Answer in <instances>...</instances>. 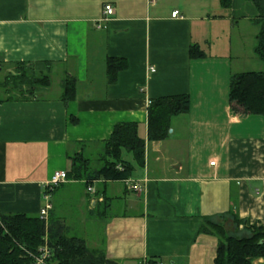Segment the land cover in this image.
Here are the masks:
<instances>
[{
  "label": "crops",
  "instance_id": "1",
  "mask_svg": "<svg viewBox=\"0 0 264 264\" xmlns=\"http://www.w3.org/2000/svg\"><path fill=\"white\" fill-rule=\"evenodd\" d=\"M257 15L248 0L228 9L220 0H0L1 213L40 215L51 176L71 169L69 153L84 149L98 165L115 125L135 121L145 165L126 180L93 183L95 194L85 181L66 180L51 195L48 220L121 264H215L217 238L201 230L207 218L230 223L237 213L264 223V117L237 115L229 102L242 49L233 50L229 29L254 28L256 39ZM110 57L128 63L114 82ZM22 64L49 73L51 86L33 96L29 84L10 90ZM68 76L77 95L64 101ZM180 94L190 96V111L172 118L167 139L149 141L151 101ZM65 192L74 200L67 210Z\"/></svg>",
  "mask_w": 264,
  "mask_h": 264
},
{
  "label": "trees",
  "instance_id": "2",
  "mask_svg": "<svg viewBox=\"0 0 264 264\" xmlns=\"http://www.w3.org/2000/svg\"><path fill=\"white\" fill-rule=\"evenodd\" d=\"M253 3L258 15L252 20L258 28L254 53L264 62V0H248ZM224 8H230L232 0H220ZM192 56L200 54L192 46ZM124 58L110 57L107 60L108 80L114 82L118 73L127 68ZM10 90L19 84H29L35 95L36 86H51L49 73L37 74L33 66L22 64L18 75H10L7 83ZM64 101L77 95V81L68 76L62 82ZM233 113L241 116L264 117V71H246L234 74L229 93ZM190 111L188 94L163 96L153 99L148 107V140L163 141L170 135L172 118ZM98 165L94 157L84 149L69 153L71 169L68 179L85 181L87 187L100 179L126 180L135 165L144 166L146 140L140 136L139 124L135 121L115 125L111 137L101 143ZM132 154L133 161L126 160L124 153ZM59 186V185H58ZM56 186V187H58ZM56 187L53 189H56ZM52 192V193H53ZM97 192V191H96ZM98 193V192H97ZM236 228L243 226L244 234L228 232L224 221L207 218L202 232L217 238L215 264H253L264 257V223H251L248 219L232 214ZM50 253L43 263H38L42 249ZM0 264H121L109 259L101 250H92L80 237H69L61 221L48 220L41 215L3 214L0 211Z\"/></svg>",
  "mask_w": 264,
  "mask_h": 264
},
{
  "label": "rangeland",
  "instance_id": "3",
  "mask_svg": "<svg viewBox=\"0 0 264 264\" xmlns=\"http://www.w3.org/2000/svg\"><path fill=\"white\" fill-rule=\"evenodd\" d=\"M233 36V44H232V48L234 51H238V49H240V47L242 46L241 49V53H238V59L235 61V65H236V71L238 72H246V71H264V62L255 55V53L252 51V46L255 45L256 39H255V32H254V28H250V27H246L244 25V30L243 28L239 29L237 28L236 30H231L229 29ZM218 29H216L213 33V37L214 38V43L216 40V43L221 44L220 46V52H224L227 49V42H225V39H217L215 38L216 35H218ZM229 31L227 29V31L224 33L225 38L226 35H229ZM222 38V36H221ZM241 39V41L239 40ZM58 78L54 79L53 77V89L55 90L56 87H58ZM94 157V156H93ZM97 164V161H93V165ZM65 197L63 198V200H68L65 207L66 210L70 208V203H74V200L71 201V199H73L72 194L69 192H65ZM76 195V193L74 194ZM73 207V206H72ZM233 220V219H232ZM219 222V221H218ZM229 222V221H228ZM226 220L225 226L227 227L228 232H233V231H229L228 229V224L233 223L234 221H230V223H228ZM234 224V223H233ZM233 224H231L230 227H233ZM231 229V228H230Z\"/></svg>",
  "mask_w": 264,
  "mask_h": 264
},
{
  "label": "built area",
  "instance_id": "4",
  "mask_svg": "<svg viewBox=\"0 0 264 264\" xmlns=\"http://www.w3.org/2000/svg\"><path fill=\"white\" fill-rule=\"evenodd\" d=\"M114 11H115V9L111 4L105 5V15L106 16L110 17L111 15L114 14ZM172 16L173 17L180 16V11L179 10L173 11ZM152 71L154 72L155 69L153 68ZM66 180H68V172L67 171H57L51 176L50 181L47 185V193L45 195L46 201H45V204L40 211V215L42 218H47L50 210L52 209L51 195H52L53 189L56 186L60 185L61 183L65 182ZM130 188L133 189L134 191L140 190V187L137 184L131 183ZM87 189L92 194L96 193V188L93 184H90L87 187ZM41 251H42L41 256L37 258L38 263H43L45 257H47L50 253V250L47 247L43 248Z\"/></svg>",
  "mask_w": 264,
  "mask_h": 264
},
{
  "label": "water",
  "instance_id": "5",
  "mask_svg": "<svg viewBox=\"0 0 264 264\" xmlns=\"http://www.w3.org/2000/svg\"><path fill=\"white\" fill-rule=\"evenodd\" d=\"M170 132H172V129L170 130Z\"/></svg>",
  "mask_w": 264,
  "mask_h": 264
}]
</instances>
